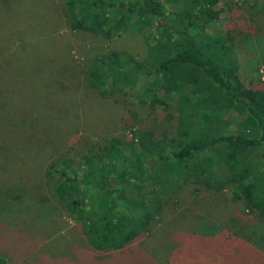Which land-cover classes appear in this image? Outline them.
<instances>
[{"label": "rangeland", "instance_id": "1", "mask_svg": "<svg viewBox=\"0 0 264 264\" xmlns=\"http://www.w3.org/2000/svg\"><path fill=\"white\" fill-rule=\"evenodd\" d=\"M225 1L223 24L234 13L252 28L249 35L236 32L238 75L264 91V0H234L233 12ZM134 20L103 38L72 29L63 0L0 5V257L10 264H264V244L254 234L263 233L264 222L229 186L216 190L183 180L145 236L102 259L92 257L75 220L54 196L47 166L59 155L78 157L110 137H132L133 131L150 130L157 139L176 130V117L143 102L141 82L106 96L87 83L93 59L108 50L136 61L146 58L151 33L139 32ZM13 183L22 185L27 197L25 206L8 203V209L3 187ZM203 209L208 226L200 230Z\"/></svg>", "mask_w": 264, "mask_h": 264}, {"label": "trees", "instance_id": "2", "mask_svg": "<svg viewBox=\"0 0 264 264\" xmlns=\"http://www.w3.org/2000/svg\"><path fill=\"white\" fill-rule=\"evenodd\" d=\"M11 2L0 0V5ZM225 2L63 0L72 29L110 38L134 18L139 32L151 33L141 61L118 50L95 57L86 71L88 85L106 96L108 90L124 93L141 82L143 102L176 117L172 136L156 139L150 130L133 131L132 137H110L78 157L59 155L49 162L54 196L75 220L93 258L123 251L145 236L187 178L216 190L231 187L244 208L264 222V91L245 85L238 75L236 32L247 35L252 28L234 13L223 24ZM236 8L230 0L228 11ZM3 189L8 209V203H25L22 185ZM208 209L199 215L200 230L208 226ZM261 230L254 234L264 244ZM0 264L10 262L0 257Z\"/></svg>", "mask_w": 264, "mask_h": 264}]
</instances>
